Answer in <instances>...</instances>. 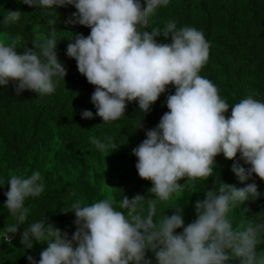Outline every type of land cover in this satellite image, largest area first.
<instances>
[{"label": "clouds", "instance_id": "clouds-1", "mask_svg": "<svg viewBox=\"0 0 264 264\" xmlns=\"http://www.w3.org/2000/svg\"><path fill=\"white\" fill-rule=\"evenodd\" d=\"M22 3L48 10L49 31L23 51L15 40L0 38V86L16 82L17 96L25 90L52 95L65 81L67 69L56 52L63 37L57 35L56 8L67 5L76 9L69 22L91 29L87 36L73 34L67 48L79 72L96 86L91 102L97 111L84 110L83 118L99 116L110 124L124 117L130 102H138V111L146 115L169 86L175 91L166 96L169 110L132 149L139 176L151 181L148 196L116 200L109 193L91 203L73 201L69 210L74 211L77 227L69 236L48 219L23 226L29 213L25 201L40 196L45 185L39 170L13 174L7 183L0 181V186H10L4 207L13 217L0 239L11 244L9 234L23 227V246L46 245L39 260L27 256L29 264H264V248H258L264 242V217L235 227L229 216L238 205L261 195L255 177L264 180V99L248 94L230 104L218 86L201 75L210 58V42L203 31L178 26L174 19L150 31V17L170 0ZM21 15L20 10H10L2 23L15 25ZM161 35L170 42L159 41ZM142 120L137 129L143 127ZM90 143L101 153L115 149L107 137H92ZM221 154L233 160L232 171L241 183L253 182L237 187L214 175ZM209 177H214L213 184L196 200L191 223L185 224L179 201L169 207L172 214L158 215L159 206L188 187L180 183L182 179Z\"/></svg>", "mask_w": 264, "mask_h": 264}, {"label": "trees", "instance_id": "trees-1", "mask_svg": "<svg viewBox=\"0 0 264 264\" xmlns=\"http://www.w3.org/2000/svg\"><path fill=\"white\" fill-rule=\"evenodd\" d=\"M10 10L22 11L21 20L15 25L2 23ZM56 12L57 35L63 36L56 52L67 75L52 95L39 96L25 90L17 96L16 82L12 81L0 86V181L7 183L13 174L30 175L39 170L45 189L40 196L25 201L29 213L23 226L48 219L47 222L71 236L77 227L74 211L69 210L73 201L91 203L109 193L116 200L122 196L131 199L138 194L149 195L151 181L139 176L138 157L132 149L146 138V129L155 127L169 110L166 96L175 89L169 86L146 115L138 111V102H130L124 117L110 124L102 123L99 116L83 118L84 110L97 111L91 102L96 86L79 72L77 61L67 54V48L73 42V34L87 36L91 29L69 22L75 19L76 9L72 5L60 6ZM47 18L46 9L29 6L22 0H0V38L6 42L15 40L20 51L25 46L34 47L32 42L44 38L49 31ZM168 19H174L178 26L189 25L203 31L210 42V58L201 75L213 81L230 104L248 94L264 99V0H170L166 8L150 17L149 30L162 29ZM158 40L170 42L163 35ZM141 120L143 127L137 129ZM92 137L109 138L115 149H109L110 153L97 151L90 143ZM216 159L214 175H220L223 181L237 187L253 182L239 181L232 171L233 160L222 154ZM213 180L214 177L198 181L182 179L180 183L186 182L188 187L159 206L158 215L165 211L172 214L174 209L169 207L179 201L185 224L191 223L196 218V200L212 186ZM255 182L261 195L229 213L235 227L264 217V180L256 176ZM9 187L0 186V232L13 222L4 207ZM23 231L20 227L18 233L10 234L11 244L0 239V264H29V255L40 259L46 245L36 243L31 249L23 246L20 236ZM258 248H264V242ZM148 255L155 259L151 252Z\"/></svg>", "mask_w": 264, "mask_h": 264}, {"label": "built area", "instance_id": "built-area-1", "mask_svg": "<svg viewBox=\"0 0 264 264\" xmlns=\"http://www.w3.org/2000/svg\"><path fill=\"white\" fill-rule=\"evenodd\" d=\"M10 235V234H9Z\"/></svg>", "mask_w": 264, "mask_h": 264}]
</instances>
